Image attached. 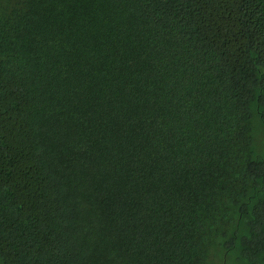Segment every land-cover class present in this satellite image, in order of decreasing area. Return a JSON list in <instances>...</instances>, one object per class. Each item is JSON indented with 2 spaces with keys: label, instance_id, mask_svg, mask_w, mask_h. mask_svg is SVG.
<instances>
[{
  "label": "trees",
  "instance_id": "obj_1",
  "mask_svg": "<svg viewBox=\"0 0 264 264\" xmlns=\"http://www.w3.org/2000/svg\"><path fill=\"white\" fill-rule=\"evenodd\" d=\"M264 0H0V264H264Z\"/></svg>",
  "mask_w": 264,
  "mask_h": 264
},
{
  "label": "rangeland",
  "instance_id": "obj_2",
  "mask_svg": "<svg viewBox=\"0 0 264 264\" xmlns=\"http://www.w3.org/2000/svg\"><path fill=\"white\" fill-rule=\"evenodd\" d=\"M254 135H255V146L256 149L264 154V117L257 119L254 125ZM230 264H237L232 258Z\"/></svg>",
  "mask_w": 264,
  "mask_h": 264
}]
</instances>
